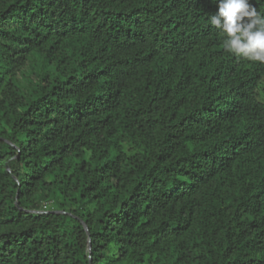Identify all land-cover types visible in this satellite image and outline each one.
<instances>
[{
    "label": "trees",
    "instance_id": "1",
    "mask_svg": "<svg viewBox=\"0 0 264 264\" xmlns=\"http://www.w3.org/2000/svg\"><path fill=\"white\" fill-rule=\"evenodd\" d=\"M218 2L0 0V264H264V64Z\"/></svg>",
    "mask_w": 264,
    "mask_h": 264
},
{
    "label": "clouds",
    "instance_id": "2",
    "mask_svg": "<svg viewBox=\"0 0 264 264\" xmlns=\"http://www.w3.org/2000/svg\"><path fill=\"white\" fill-rule=\"evenodd\" d=\"M209 21L222 34L226 53L264 64V11L250 0H219Z\"/></svg>",
    "mask_w": 264,
    "mask_h": 264
},
{
    "label": "water",
    "instance_id": "3",
    "mask_svg": "<svg viewBox=\"0 0 264 264\" xmlns=\"http://www.w3.org/2000/svg\"><path fill=\"white\" fill-rule=\"evenodd\" d=\"M83 225H84V228H85L86 233L88 234V230H87L85 224H83ZM89 250H90V245H89V243H88V251H89Z\"/></svg>",
    "mask_w": 264,
    "mask_h": 264
}]
</instances>
